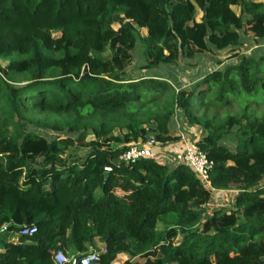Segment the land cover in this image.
I'll return each mask as SVG.
<instances>
[{"label":"trees","instance_id":"trees-1","mask_svg":"<svg viewBox=\"0 0 264 264\" xmlns=\"http://www.w3.org/2000/svg\"><path fill=\"white\" fill-rule=\"evenodd\" d=\"M205 54L222 67L199 72L190 61ZM176 65L190 73L178 80ZM254 104L264 0H0V264L92 250L99 264H264ZM178 131L211 162L209 185L176 159ZM231 189L232 206L207 214Z\"/></svg>","mask_w":264,"mask_h":264},{"label":"built area","instance_id":"built-area-1","mask_svg":"<svg viewBox=\"0 0 264 264\" xmlns=\"http://www.w3.org/2000/svg\"><path fill=\"white\" fill-rule=\"evenodd\" d=\"M180 137L183 141L182 149L176 154V159L183 161L189 167H191L196 174L209 185L208 172L211 167V162L207 159L206 155L200 150L193 142H190L180 133ZM154 141L148 140L144 143H131L127 145L126 150L123 152L121 158L124 162H133L143 158L147 153L148 149L154 145ZM106 170H110L106 168ZM36 232L35 226L23 227L19 235L31 236ZM101 252H105L102 248ZM57 264H99L100 255L99 252L92 250L84 255H72L66 256L61 251H58L54 257ZM114 264H124L123 262Z\"/></svg>","mask_w":264,"mask_h":264},{"label":"rangeland","instance_id":"rangeland-1","mask_svg":"<svg viewBox=\"0 0 264 264\" xmlns=\"http://www.w3.org/2000/svg\"><path fill=\"white\" fill-rule=\"evenodd\" d=\"M243 45H244L243 48L245 49L246 54H254V55L258 54L259 55L261 53V52H258L259 47L256 48L254 46L255 44L249 39V37L247 39V42L244 43ZM107 53L108 52H104L102 55H106ZM133 56H134V63L139 64L140 58H141L140 49H137L134 52ZM219 56L221 57V55H219ZM214 58L215 57L211 56L210 54L200 55L199 57L195 58V60H191L190 63H192V64L196 63L195 65H197V70L199 69V72L200 71L201 72L211 71L215 68L222 67L216 63ZM2 63H3V65L7 64L6 61H2ZM179 64L183 65L184 61L180 60ZM180 68L181 67L179 65H176L173 67V72H177L179 75L178 80L180 78H182L184 73H190V69L188 68V66H186L185 69H183L184 71L181 70ZM181 81H183V79ZM253 109L258 112V115H260L264 111V106L254 104ZM215 111H216V109H215ZM228 112L238 113L239 112L238 103L234 102V103L230 104L226 109H222V110L217 111V113H219L218 114L219 118H222V115L224 113H228ZM178 132H179V135H180V133H182L183 136H186L183 131L182 132L178 131ZM175 144H171V146L169 148H172ZM154 148L159 149L158 146H155ZM78 149L80 151H84V148H78ZM167 151L171 152L170 150H167ZM168 156L171 157L172 155H168ZM160 159H162V158L160 157ZM234 193H235V190L231 189L229 191L220 192L218 195L217 194L213 195L211 200H210V203L207 206V214L210 213L211 211H213L214 209H219V208L228 209V208H230V206H232V199H233Z\"/></svg>","mask_w":264,"mask_h":264},{"label":"crops","instance_id":"crops-1","mask_svg":"<svg viewBox=\"0 0 264 264\" xmlns=\"http://www.w3.org/2000/svg\"><path fill=\"white\" fill-rule=\"evenodd\" d=\"M247 39H248V36L246 37V40H245L246 42H247ZM251 41H252V40H251ZM246 42H245V43H246ZM252 42H253V41H252ZM253 43H254V42H253ZM254 44H255V43H254ZM254 46H255L256 48L259 47V45H257V44H255ZM180 146H181V143H180V142H177V143L174 145V148H173L174 151H175V150L177 151L178 149H180V148H181ZM173 149L170 148L171 151H173ZM160 156H161V157H163V156L165 157L166 155H165V154H160L159 157H160Z\"/></svg>","mask_w":264,"mask_h":264}]
</instances>
